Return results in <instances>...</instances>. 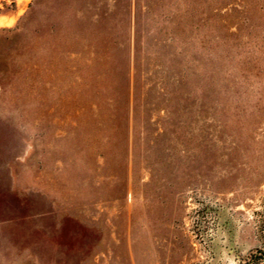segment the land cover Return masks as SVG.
<instances>
[{
  "label": "rangeland",
  "instance_id": "rangeland-1",
  "mask_svg": "<svg viewBox=\"0 0 264 264\" xmlns=\"http://www.w3.org/2000/svg\"><path fill=\"white\" fill-rule=\"evenodd\" d=\"M0 264H264V0H0Z\"/></svg>",
  "mask_w": 264,
  "mask_h": 264
}]
</instances>
